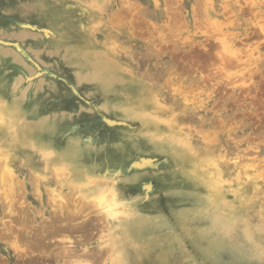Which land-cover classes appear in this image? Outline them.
Here are the masks:
<instances>
[{
	"label": "rangeland",
	"instance_id": "374dc122",
	"mask_svg": "<svg viewBox=\"0 0 264 264\" xmlns=\"http://www.w3.org/2000/svg\"><path fill=\"white\" fill-rule=\"evenodd\" d=\"M21 1L30 2V0H0V37L1 34L4 35L5 41L33 42L37 34L36 31H31L19 22L16 23L18 19L8 11L7 4ZM32 1L33 4L23 2L21 5L32 10L33 5H38L41 0ZM55 1L58 5L53 3L48 5L49 9L57 7L56 13L50 17V20L56 22V29L65 36L66 42L78 47L85 56L82 59L79 55H72L73 60L82 61L84 68L89 70L94 66L95 57H103L102 54L108 50H115L119 54L118 61L127 66L122 75L120 73L119 77L111 79L104 85L105 95L111 106L123 113L118 130L124 126L120 131L124 133L122 136L125 148L128 145L132 150L131 154L128 152L130 155L126 158L136 154L141 158L134 159L127 167L119 166L118 169L122 170L121 176L126 177L129 174V166L136 163L131 169L136 170L126 177L136 182L140 179L135 176L147 172L156 173L155 176L153 175L155 179L142 184L143 187L148 186L152 189L148 192V198L154 211L156 213L164 211L167 217L174 219L168 204L176 196V189L172 188L171 184L162 186L159 179L164 177L165 169L167 171L179 169V165L175 167L173 163L166 167L162 166L164 159L173 156L172 144H175L177 139L175 126L179 124L197 142V148L205 149L204 151L209 155L211 150H214L224 178H232L238 182L245 198L251 200L247 208L248 215L253 216L264 211V0ZM90 2L99 4L92 6ZM82 8H86L87 13ZM27 15L29 16L17 17L25 22H38L36 9ZM4 28L7 29L2 32ZM60 54H63V51ZM45 57L46 62L41 64L43 68L40 70V76L50 73L46 72L47 68L56 70L64 78H68L67 74L72 73L73 69L65 59L62 60L63 64H60L63 68H59L63 71H60L52 67L50 58ZM0 69L7 73L9 79H16L18 74L28 70L21 61L16 60L14 53L4 55L1 50ZM140 78L145 80L149 87L160 90V97L165 105L163 108L167 113L163 110L164 113L157 116L155 110L145 102L135 104L130 102L139 99V96L133 94L131 87L133 82L140 81ZM32 82L28 88L29 83L24 80L21 88L32 90L34 81ZM54 83L68 87L62 80ZM101 83L103 85V81ZM47 89L45 87L41 90V102L51 107V110L64 107L65 111L73 113L72 119L75 118L73 121H78L81 127L86 126V121L96 118L95 114L91 113L92 110L87 112L81 108V106L90 108L97 102L83 93L84 91H81L82 100L77 96L74 97L72 92H68L72 95L70 100L66 98L67 94L54 90L47 91ZM125 100L128 103L125 104ZM83 112L84 115L86 114L84 119ZM151 124L157 126L152 127ZM106 130V127L102 126L100 132ZM70 134L74 132L71 131ZM94 134L93 136H96L98 132ZM11 136L10 134L7 137V143L6 140H0V155L1 158H5L2 161L0 158V183H2L0 195L7 193L8 189L5 188L15 185L16 182L24 184L28 193L25 195L22 193V196L17 194L11 198L14 211L4 210L6 206H0V216L6 224L8 223L5 228L18 225L16 220L19 219L18 216L24 206H28L30 211L41 212L42 208L37 206L38 201L36 202L34 188H31L32 184L41 181L44 186L54 187L56 182L53 178L56 175H54V162H47L41 158L39 152L34 153L30 148L17 146L18 144L10 139ZM153 139H159L162 145L149 147L139 144ZM120 141L121 139H118L117 143ZM7 162L14 173L13 177H10L13 178L9 181L10 185L7 181H1L8 175ZM102 165L105 168L114 167V164L105 161L101 163ZM34 169H37L38 173H35ZM47 170L49 172L46 173ZM64 173L60 177L67 176L68 170ZM97 173V179L103 178L101 172ZM14 178H17L16 182ZM207 179L206 177L205 181ZM205 183L204 188L202 186L195 188L198 200L191 204L194 209H204L199 228L193 232L190 239L179 241L177 245L178 256L186 260L184 264H189L188 261L190 264H214L209 253H206L209 246L203 247L198 242V239L207 232V227L217 210L210 208V200L206 195L208 184ZM222 188L221 193L226 195L222 198L237 204L233 196L240 191L239 188L236 186L233 189L230 186ZM44 190L42 192L49 197V189ZM64 195L65 193L61 194L62 200ZM144 196V191L137 193L134 189L130 194H119L116 200H111L109 197L108 202H116L111 209L115 210L119 222L126 223L139 218L142 210H137L135 202L137 199H142V203L147 202L148 198ZM50 202L48 210L53 213L58 212L59 205ZM179 206L190 207V204L180 202ZM93 211L94 216L89 215L96 219L100 216L99 220L105 219L106 212L96 216V208ZM252 218L256 221L255 217ZM99 220H97L99 224L96 225L98 230H93L90 239L81 242L83 238L78 233L68 234L72 243L69 241L59 243L62 238L57 236L50 241V246L54 251L64 247L86 251L96 246L110 245V240L114 237H118L121 241L120 232H117L116 236L112 234L111 237L112 232L105 228H103L105 231L101 229L103 223L100 222L103 219ZM262 234L264 236V230ZM175 239L178 241L179 237L176 236ZM2 240L0 239V264H31L33 260L41 264L49 262L56 264L58 261H63L55 256L54 251L49 253V247L45 249L49 253L47 256L41 255L39 249H31L32 255H28L24 246L14 245L11 240L8 242ZM12 247L20 249V254L14 253ZM140 248H144L142 240H140ZM177 250L172 255H175ZM107 257L110 259L107 258L101 263L78 261L73 263L117 264L110 256ZM181 261L179 264H183ZM229 264L258 263H248L243 256H234Z\"/></svg>",
	"mask_w": 264,
	"mask_h": 264
},
{
	"label": "bare ground",
	"instance_id": "6f19581e",
	"mask_svg": "<svg viewBox=\"0 0 264 264\" xmlns=\"http://www.w3.org/2000/svg\"><path fill=\"white\" fill-rule=\"evenodd\" d=\"M31 1L7 4L8 11H11L14 17L18 19L16 23L19 22L20 25L26 26L31 31H36L37 34L34 36L33 42L26 41L25 43L20 40L5 41L0 38L2 54L14 53L16 60L21 61L28 69L18 74L16 79H9L7 73L0 69V140H6L7 143V137L11 134L12 138L10 139L16 142L17 146L30 148L34 153L39 152L41 158L47 162L53 161L54 175L56 174L53 178L56 182L54 187H48L47 185L45 187L44 184H41V181L31 185V188H34V191H32L36 194L37 206L42 208L40 213L30 211L28 206H24L18 216L19 219L16 220L18 225L10 226V228H5L8 223L6 224L0 216V226H3L0 227V239L6 242L11 240L14 245L24 246V250L28 255H32L33 250L31 249H39L41 255L47 256L54 251V248L50 246V241L57 236L62 238L59 243L68 241L72 243L68 234L74 233L82 236L83 240L81 242L90 239L93 230H98L96 225L100 216L96 219L92 214V212L94 213L93 209L96 208L95 215L106 212L105 219L101 218L99 220L103 219L100 222L103 223L101 229L105 228L112 232L111 237L112 234L116 236L117 232H120L122 235L121 241L118 237H114L111 238L110 245L96 246L86 251L69 247L55 250V256L63 259V261H58L56 264H76L73 263L74 261L101 263L109 258L107 255L117 264H179L181 260L184 264L186 260L178 256L177 245L179 241L190 239L193 232L199 228L200 217L204 213V209H194L191 204L198 200L195 188L199 186L204 188L206 182L205 184H208L206 195L210 200V208L217 210L207 227V232L198 239V242L203 247L209 246L206 253H209L211 261L214 264H229L234 256H243V259L248 263L264 264V236L262 234L264 230V211L253 216L248 215L247 208L251 204V200L245 198L241 186L232 178H224L219 161L214 155V150L212 149L209 155L204 151L205 149L197 148V142L180 124L175 126V137L177 139L176 143L172 144L173 156L162 161L164 167L173 163L175 167L179 165V169L167 171L164 168V177L159 179L162 186L171 184V187L176 189V196L168 204L173 220L167 217L164 211L158 213L154 211L149 203L150 198H148V192H151L152 189L142 185L155 179L153 178V175H156L155 172L135 176V178L140 179L138 182L133 181L132 178L131 180L126 179L134 170H131L136 165V163L135 165L133 163L128 168L129 174L126 177L121 176L122 170L118 169L119 166L127 167L128 163L141 157L136 154L126 158L132 150L128 145L125 148V141L122 136L124 133L120 131L124 126L118 130L120 127L118 125L123 119V113L119 109H114L106 100V87L104 85L111 79L119 77L120 73L122 75L127 66L118 61L119 54L115 50H108L105 54H102L103 57L94 58L92 69H85L82 61H75L71 58L72 55H79L84 59L85 56L82 51L78 47L69 45L65 36L56 29V22L50 20V17L57 11L55 5H58V3L55 0H41L38 5H33V9L38 12L37 23L21 21L18 18L29 16L27 14L33 9L28 10L21 4L23 2L33 4V1ZM50 3L55 4V8L51 7L49 9L48 5ZM90 3L92 6L99 4ZM54 48L56 49L54 50ZM62 51L63 54H60ZM45 56L50 58L52 67L60 71H63L59 68H63L60 64H63L62 60L65 59L72 67V73L67 74L68 78H64L56 70L51 69L48 76L39 77L40 80L35 84L33 90H28L31 84L29 81L33 76L39 74L37 68L46 62ZM28 76H30L27 79L28 88L22 89L21 83ZM59 80H62L68 87L60 83H54ZM101 81H103V85ZM133 83L131 91L136 97L139 96V99L130 102L133 104L145 102L155 110V115L161 116L164 113L163 110L165 111L163 108L165 105L161 100L160 90L149 87L146 81L141 78L140 81ZM45 87L48 88L47 91L54 90L56 92L60 91L64 95L67 94L66 98L70 100L72 95L69 93L72 92L74 97L82 98V92L84 91L83 93L88 97L97 101L93 105L97 108L93 106H90V108L81 106V108L85 111L92 110L90 112L93 115L95 114L96 118L86 121V126L81 127L78 121H73L75 120V118L72 119L73 113L65 111L64 107L51 110V107L43 105L41 102V90ZM87 102L90 101L87 100ZM124 103L126 104L128 101L125 100ZM82 115L84 119L86 114L84 115L83 112ZM102 126H105L107 130L100 132ZM150 126L155 127L157 125L151 124ZM97 129L99 131H96ZM71 131L74 134H70ZM95 132H98V134L93 136ZM118 139H121L120 143H117ZM162 139L164 138L162 137ZM139 144L149 147L162 145L159 139H153L150 142H139ZM5 155L8 156V154ZM3 158H1V161ZM104 161L114 164V167L105 168L103 165L101 166ZM183 164H186L188 168ZM7 165L8 175L1 179L4 182L13 180L10 177L14 175L8 162ZM4 166L2 167L6 171V166ZM189 166L192 167L189 168ZM65 170H68L66 175H69V177H60L65 174ZM96 171L101 172L103 178L97 179L98 173ZM34 172L38 173V170L34 169ZM206 177L208 178L207 181H205ZM14 179L16 182L17 178ZM10 184L9 182L8 185ZM15 185L8 186L5 188L8 189V192L0 195V206H6L4 210H10V212L14 211L11 198L17 196V194L21 195L23 193L25 195L28 193L24 184L16 182ZM67 185L71 187L67 188ZM225 186H230L232 189L235 186L239 188L240 191L233 196L237 204L230 203L222 198L226 195L221 193L220 190ZM43 189H45L44 191L49 189L50 198L42 192ZM134 189L137 190V193L144 191V197L148 200L145 203H142V199L136 200L137 210H142L138 219L135 218L126 223H121L115 210L111 209L116 202L110 203L108 198L116 200L119 194H130ZM64 193V199L62 200L61 194ZM246 199H248L247 203ZM50 201L59 205L58 212L53 213L48 210ZM179 201L189 203L190 207H178ZM104 208L108 209L103 210ZM252 217H255L256 221ZM176 236L179 237L178 241L175 239ZM140 237L141 239H139ZM140 240L144 242L143 249L140 248ZM48 247L49 253L45 250ZM12 248V251H15L14 253L20 254V249L17 247ZM175 250H177L176 254L172 255ZM30 263L41 264L39 261L34 260ZM188 263L190 264L189 261Z\"/></svg>",
	"mask_w": 264,
	"mask_h": 264
},
{
	"label": "flooded vegetation",
	"instance_id": "af4514ba",
	"mask_svg": "<svg viewBox=\"0 0 264 264\" xmlns=\"http://www.w3.org/2000/svg\"><path fill=\"white\" fill-rule=\"evenodd\" d=\"M11 20L13 21V19H11ZM6 29H7V28H4V30H2V32L5 31ZM1 37H2V39H3V38H4V35L1 34ZM1 37H0V38H1ZM3 40H4V39H3ZM39 67H40V68H39ZM39 67L37 68V71H39V74H40V70L43 68V66H39ZM46 68H47V67H46ZM46 68H45V70H46ZM46 72L49 73V72H51V70H50L49 68H47ZM39 74H38L37 76H33V78L31 79V81H29V83H30V82L33 83L32 81H34L33 89H34V87H35V84H36V83L38 82V80L40 79L39 77H42V76H40ZM45 76H48V75H45ZM29 77H30V76L26 77L25 80L29 79ZM35 77H36V79H34ZM33 89H32V90H33Z\"/></svg>",
	"mask_w": 264,
	"mask_h": 264
},
{
	"label": "snow or ice",
	"instance_id": "6c2138e0",
	"mask_svg": "<svg viewBox=\"0 0 264 264\" xmlns=\"http://www.w3.org/2000/svg\"><path fill=\"white\" fill-rule=\"evenodd\" d=\"M82 7V6H81ZM82 10L85 12V13H87V9L86 8H82Z\"/></svg>",
	"mask_w": 264,
	"mask_h": 264
}]
</instances>
